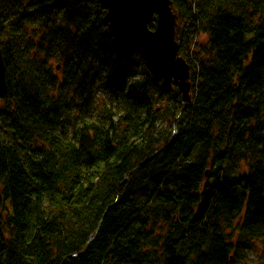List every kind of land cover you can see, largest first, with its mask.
<instances>
[{"label": "trees", "instance_id": "obj_1", "mask_svg": "<svg viewBox=\"0 0 264 264\" xmlns=\"http://www.w3.org/2000/svg\"><path fill=\"white\" fill-rule=\"evenodd\" d=\"M172 8L186 109L118 50L99 0H0V264L264 254V0Z\"/></svg>", "mask_w": 264, "mask_h": 264}, {"label": "water", "instance_id": "obj_2", "mask_svg": "<svg viewBox=\"0 0 264 264\" xmlns=\"http://www.w3.org/2000/svg\"><path fill=\"white\" fill-rule=\"evenodd\" d=\"M106 11L108 26L118 50L127 57L140 55L157 82L169 88L174 83L183 96L185 109L190 103V66L180 57L176 40L177 15L172 0H99ZM156 22V29L150 26ZM60 67L58 66V69ZM7 75L0 49V99L6 94Z\"/></svg>", "mask_w": 264, "mask_h": 264}, {"label": "rangeland", "instance_id": "obj_3", "mask_svg": "<svg viewBox=\"0 0 264 264\" xmlns=\"http://www.w3.org/2000/svg\"><path fill=\"white\" fill-rule=\"evenodd\" d=\"M156 23V22H155ZM153 29V28H152ZM184 51V55L188 56V52ZM192 62H195V59H192L190 56H188ZM250 257L256 260V263L254 264H264V254L260 255V254H250Z\"/></svg>", "mask_w": 264, "mask_h": 264}]
</instances>
